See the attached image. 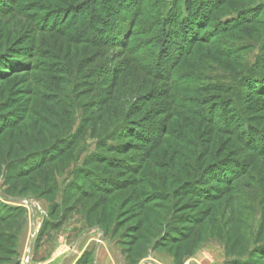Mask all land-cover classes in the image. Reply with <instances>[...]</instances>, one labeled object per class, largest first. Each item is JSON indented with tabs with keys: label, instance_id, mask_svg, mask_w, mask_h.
I'll return each instance as SVG.
<instances>
[{
	"label": "rangeland",
	"instance_id": "374dc122",
	"mask_svg": "<svg viewBox=\"0 0 264 264\" xmlns=\"http://www.w3.org/2000/svg\"><path fill=\"white\" fill-rule=\"evenodd\" d=\"M209 1L0 0V264H264L263 151L228 136L264 133V0L224 36Z\"/></svg>",
	"mask_w": 264,
	"mask_h": 264
},
{
	"label": "trees",
	"instance_id": "16d2710c",
	"mask_svg": "<svg viewBox=\"0 0 264 264\" xmlns=\"http://www.w3.org/2000/svg\"><path fill=\"white\" fill-rule=\"evenodd\" d=\"M220 1H222V2H220ZM226 1L227 0H219V1H217L218 4H214V3H212V1H209V3H208V6L212 7V8L207 11L208 13L206 15V23H208V25H211L210 27L214 28L215 31H217V30L219 31L217 36H219V35L224 36L225 33L232 31V29H234L235 27H238L240 25H249L252 23V19L251 20H248V19L245 20L241 14H238L236 16V18H234V19L221 20L222 21L221 23H220V19H218V18L213 20L214 18L212 19V13L215 10L217 12L219 10L224 11L223 7L226 4ZM253 6L255 8H257L256 5H253ZM253 6H251V7H253ZM224 17H227V16H224ZM255 17H258V15L256 14ZM237 21H238V23H235ZM200 24H202V23H200ZM203 27H205V26H203V24H202V28ZM200 34H202V32H200ZM200 34L197 37L193 32L189 33V34L186 33L184 35H186V37H188L187 39L195 38L196 41H204V40H202V38H199V37H201ZM262 61H264L263 57H256L254 64H251L250 66H264V62H262ZM257 62H258V64H256ZM263 68L264 67H262V69L261 68L259 69L258 67H256V68L254 67L251 70H249L248 75H247L248 80L241 87H242V89L246 88L248 90L249 94L253 93L255 96L260 97V99H262L264 101V69ZM231 119H232L231 121L236 123V125H238L240 128L238 129L237 132H229L228 136L234 138L236 141H238L240 144H242L244 147H246L247 151H250L251 153H258L260 150H262L263 152H261L260 156L263 157L264 156V133L263 132L259 133L258 129L256 127L251 126V124L247 123L245 120L241 119L239 116L238 117L233 116ZM235 120H237V121H235ZM40 154H42V152L40 150L30 151V152L26 153L23 157H21L20 161L22 162V161L31 159L32 157L40 155ZM21 162H18V163H21ZM229 163H233V162H228L225 160H218V161L211 164V166L207 172L209 173V176L211 175L214 177L213 182H216V183H219L221 185H225L228 187V185L230 183H233L234 181H236L238 179V173L232 167V165ZM14 166H16V164H14ZM215 170H216V172H215ZM33 173H34V170L27 171L23 175H21V178L24 180L26 179V184L30 183V186L35 187V189H38V186H35V184L31 185V183H34V181L32 179H29L31 176H34ZM87 181H90V180L87 179ZM108 185H109L108 182L100 183L99 186H97V189H99L101 192L105 193L106 197H111L112 194L116 190L114 188H106ZM98 208L99 207H96V209H98ZM17 211H21V213H25V211L21 210V209H18ZM53 214H54L53 212L50 213V215H53ZM208 217H209V215L206 216L204 218V220L208 219ZM204 220H202L201 223L198 222L199 225L202 224ZM187 223H190V222H187ZM260 245H262V244H258L257 247ZM248 260H249V256L247 258H245V260L241 259V261H240L241 263L239 261H237V263L245 264ZM232 262H234V260H232Z\"/></svg>",
	"mask_w": 264,
	"mask_h": 264
},
{
	"label": "water",
	"instance_id": "95a60500",
	"mask_svg": "<svg viewBox=\"0 0 264 264\" xmlns=\"http://www.w3.org/2000/svg\"><path fill=\"white\" fill-rule=\"evenodd\" d=\"M31 233H32V236L34 237L35 233H36V230L34 227H32V230H31ZM33 244V241L31 242V245Z\"/></svg>",
	"mask_w": 264,
	"mask_h": 264
},
{
	"label": "crops",
	"instance_id": "0c3cea01",
	"mask_svg": "<svg viewBox=\"0 0 264 264\" xmlns=\"http://www.w3.org/2000/svg\"><path fill=\"white\" fill-rule=\"evenodd\" d=\"M96 262H97V264H105V261H103V259H101L99 261L96 259Z\"/></svg>",
	"mask_w": 264,
	"mask_h": 264
}]
</instances>
